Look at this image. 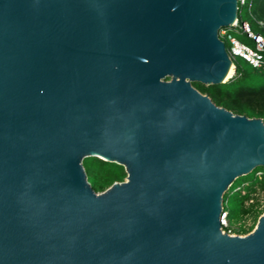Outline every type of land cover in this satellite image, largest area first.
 Returning a JSON list of instances; mask_svg holds the SVG:
<instances>
[{"label":"water","instance_id":"1","mask_svg":"<svg viewBox=\"0 0 264 264\" xmlns=\"http://www.w3.org/2000/svg\"><path fill=\"white\" fill-rule=\"evenodd\" d=\"M238 0H0V264H264L221 217L264 120L194 83L235 68ZM125 166L97 192L84 158Z\"/></svg>","mask_w":264,"mask_h":264},{"label":"trees","instance_id":"2","mask_svg":"<svg viewBox=\"0 0 264 264\" xmlns=\"http://www.w3.org/2000/svg\"><path fill=\"white\" fill-rule=\"evenodd\" d=\"M245 11L249 15L246 16ZM238 16L239 22L247 21L250 29L264 38V25L259 23L262 21L264 24V0H248L246 5L239 8ZM235 35L243 43L255 48L256 41L245 32L238 31ZM224 41L227 49H230V42L226 39ZM261 53L264 59V51ZM232 60L235 66L233 75L221 85H204L198 82L194 85L207 93L217 105L238 114L261 117L264 120V66L256 68L242 56H236ZM83 163L88 180L97 192L127 176L124 165L98 156L85 157ZM263 169L264 167H257L251 173L237 178L224 195L223 206L230 220V228L239 234L253 230L262 213L257 201H249L256 192L257 185L264 187V178L257 176V172L264 171ZM237 187L245 189L246 193L243 194ZM248 218L253 220L251 225H247ZM238 223L240 224L237 225Z\"/></svg>","mask_w":264,"mask_h":264},{"label":"built area","instance_id":"3","mask_svg":"<svg viewBox=\"0 0 264 264\" xmlns=\"http://www.w3.org/2000/svg\"><path fill=\"white\" fill-rule=\"evenodd\" d=\"M247 2L248 0H238L239 8L243 5H246ZM259 23L261 25H264L262 21H260ZM238 31H243L249 37L253 38L256 41L255 48L240 41L235 35V33ZM220 36L222 39H226L230 42L231 46L228 51L232 59L236 56H242L256 68H262L264 66V59L261 53L262 51H264V38L262 37V35L253 32L250 29V25L247 21L239 22L238 16L234 23H232L228 27H224L221 29ZM257 176L260 179H263L264 171H258ZM256 187L257 190L255 193H253V197L250 199L249 202L257 201L258 207L262 209L264 207V187H262L261 185H257ZM238 189H240L243 194L246 193L245 189L237 187V190ZM221 224L224 231L228 232L229 234H235L231 232L232 228H230V220L228 218L227 211L225 210L221 217Z\"/></svg>","mask_w":264,"mask_h":264},{"label":"rangeland","instance_id":"4","mask_svg":"<svg viewBox=\"0 0 264 264\" xmlns=\"http://www.w3.org/2000/svg\"><path fill=\"white\" fill-rule=\"evenodd\" d=\"M244 14L247 16V15H249L248 14V11H245L244 12ZM264 170V169H263ZM261 197V196H260ZM262 210V212H264V207L261 209ZM252 222H253V220L251 219V218H248V220H247V225H251L252 224ZM240 223H238L237 225H239ZM255 227V226H254ZM231 232L232 233H235V234H239V233H236L234 230L232 231L231 230ZM246 234V233H245ZM240 235H244V234H240Z\"/></svg>","mask_w":264,"mask_h":264},{"label":"bare ground","instance_id":"5","mask_svg":"<svg viewBox=\"0 0 264 264\" xmlns=\"http://www.w3.org/2000/svg\"><path fill=\"white\" fill-rule=\"evenodd\" d=\"M233 72H234V69L232 68V69L230 70V72H229V76L232 75Z\"/></svg>","mask_w":264,"mask_h":264}]
</instances>
